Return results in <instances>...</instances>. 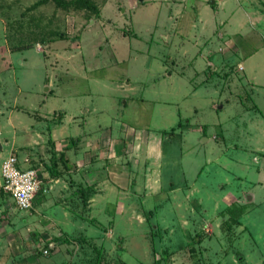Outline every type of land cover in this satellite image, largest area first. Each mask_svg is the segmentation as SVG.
Segmentation results:
<instances>
[{
  "label": "rangeland",
  "instance_id": "obj_1",
  "mask_svg": "<svg viewBox=\"0 0 264 264\" xmlns=\"http://www.w3.org/2000/svg\"><path fill=\"white\" fill-rule=\"evenodd\" d=\"M63 1L0 0V166L52 186L0 174V264H264V0Z\"/></svg>",
  "mask_w": 264,
  "mask_h": 264
},
{
  "label": "built area",
  "instance_id": "obj_2",
  "mask_svg": "<svg viewBox=\"0 0 264 264\" xmlns=\"http://www.w3.org/2000/svg\"><path fill=\"white\" fill-rule=\"evenodd\" d=\"M1 187L14 200L19 209H29L41 189L42 179L37 169L18 165L14 152L4 157L0 166Z\"/></svg>",
  "mask_w": 264,
  "mask_h": 264
},
{
  "label": "crops",
  "instance_id": "obj_3",
  "mask_svg": "<svg viewBox=\"0 0 264 264\" xmlns=\"http://www.w3.org/2000/svg\"><path fill=\"white\" fill-rule=\"evenodd\" d=\"M56 131H58V129H53V138L55 139V140H57L58 138H59V136H56ZM94 147L95 148H100V146H98V144L97 143H95L94 144ZM134 149L136 148V147H133ZM82 149H83V147H81V146H77V144H75V146H74V152H73V154H72V150L70 151L69 149H66V154H65V159L64 160H61L62 162H68V163H73V161H75L74 162V164H72L73 165V167H76L75 165L76 164H80V162H85V161H83L84 159H83V156H84V154L85 153H83L82 152ZM149 150H150V152L152 151V150H154L155 151V153H154V155L153 156H156L157 155V153H160V152H158L156 149H151V148H149ZM71 154V156H70V154ZM137 154V153H136ZM135 154V155H136ZM17 156V155H16ZM73 156L75 157V159L74 160H72L73 159ZM72 157V158H71ZM17 158H18V165L20 166V167H23V168H27V167H33V168H35L34 166H30V165H26V163L24 162V157L23 158H20V157H18L17 156ZM79 162V163H78ZM91 162V161H90ZM90 162L89 163H87L86 164V167L90 164ZM79 166V168L77 167V171H76V173L74 174V175H77L78 174V172H80L81 170H82V168L81 167H83V166H81V165H78ZM39 172V171H38ZM39 175H40V177H41V179H42V184H43V188H44V192H42L41 191V189L39 190L40 192H38V194H36L35 195V197H34V199H33V202L35 201V200H37L38 199V197H39V195H46L47 193H48V191H50L51 190V188H52V186L50 187V189H49V182L46 180H44L45 178H47V177H49V175L47 174V172H46V176H45V173H39ZM54 178H57V177H53V179L50 177V179H52L53 181L55 180ZM1 181V180H0ZM105 181V180H104ZM104 181H101V179L99 180L98 179V183L97 184H100V182H104ZM97 186V185H96ZM60 190H57V192L56 193H58ZM97 197V196H99V191L98 190H96V191H94L93 193H91V196L90 197H92L90 200H91V202H90V207L94 204V201H95V199H94V197ZM33 202H32V204H33ZM35 204H37V202L35 203Z\"/></svg>",
  "mask_w": 264,
  "mask_h": 264
},
{
  "label": "trees",
  "instance_id": "obj_4",
  "mask_svg": "<svg viewBox=\"0 0 264 264\" xmlns=\"http://www.w3.org/2000/svg\"><path fill=\"white\" fill-rule=\"evenodd\" d=\"M54 1H56L57 4L63 5L65 7H67L68 6V3H69L68 1H63V0H54ZM81 1L83 3H85L86 6H89L91 4V2H89L88 0H81ZM87 196H84V198L87 197Z\"/></svg>",
  "mask_w": 264,
  "mask_h": 264
},
{
  "label": "water",
  "instance_id": "obj_5",
  "mask_svg": "<svg viewBox=\"0 0 264 264\" xmlns=\"http://www.w3.org/2000/svg\"><path fill=\"white\" fill-rule=\"evenodd\" d=\"M211 2L213 3V2H214V0H211ZM247 198H248V199H250V196H249V195H247Z\"/></svg>",
  "mask_w": 264,
  "mask_h": 264
}]
</instances>
